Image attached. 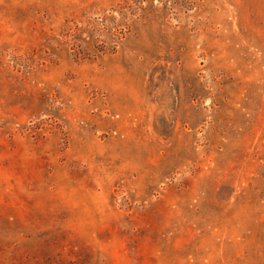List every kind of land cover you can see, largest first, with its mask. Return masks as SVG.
I'll return each instance as SVG.
<instances>
[{"label": "rangeland", "instance_id": "374dc122", "mask_svg": "<svg viewBox=\"0 0 264 264\" xmlns=\"http://www.w3.org/2000/svg\"><path fill=\"white\" fill-rule=\"evenodd\" d=\"M0 264H264V0H0Z\"/></svg>", "mask_w": 264, "mask_h": 264}]
</instances>
